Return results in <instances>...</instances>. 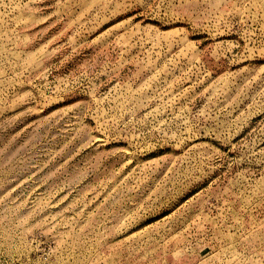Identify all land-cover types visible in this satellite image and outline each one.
<instances>
[{"label": "rangeland", "instance_id": "obj_1", "mask_svg": "<svg viewBox=\"0 0 264 264\" xmlns=\"http://www.w3.org/2000/svg\"><path fill=\"white\" fill-rule=\"evenodd\" d=\"M0 264H264V0H0Z\"/></svg>", "mask_w": 264, "mask_h": 264}]
</instances>
